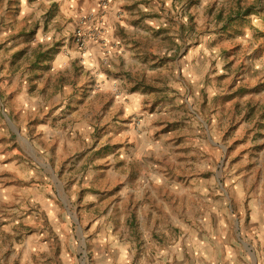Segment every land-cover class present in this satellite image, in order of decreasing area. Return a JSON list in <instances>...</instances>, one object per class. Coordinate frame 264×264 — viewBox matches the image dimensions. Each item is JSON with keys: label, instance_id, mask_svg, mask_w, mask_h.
I'll list each match as a JSON object with an SVG mask.
<instances>
[{"label": "rangeland", "instance_id": "374dc122", "mask_svg": "<svg viewBox=\"0 0 264 264\" xmlns=\"http://www.w3.org/2000/svg\"><path fill=\"white\" fill-rule=\"evenodd\" d=\"M47 1L0 0V92L42 97L27 119L0 96L20 153L12 170L0 160V264H154L165 251L227 264L233 250L264 264V0H175L174 35L139 43L131 75L100 67L103 82L81 62L53 75L63 19ZM84 31L67 50L103 33ZM106 81L118 95H90ZM66 87L81 95L53 98Z\"/></svg>", "mask_w": 264, "mask_h": 264}, {"label": "crops", "instance_id": "0c3cea01", "mask_svg": "<svg viewBox=\"0 0 264 264\" xmlns=\"http://www.w3.org/2000/svg\"><path fill=\"white\" fill-rule=\"evenodd\" d=\"M47 3L53 5L52 8H56L57 19H63V29L57 33L58 38H56L57 43L54 49V52H60L59 56L52 62L53 75L60 76L61 68L68 63L77 65V62H81L88 65L87 68L93 71L94 78H92V81L95 82H103L101 78L97 80L95 73L100 70V67L107 65L110 70L119 68L126 72L127 75H131L134 65H138V67L141 65L139 57L142 56L140 54L142 46H139V43L145 39H152L151 36L155 32H160L161 35L170 39L174 35L175 30V25L171 21L173 22L177 19L174 18L176 15L174 9H177L175 0H49ZM88 20L91 21L88 22ZM80 25L84 26V33L93 28H101L103 33L99 36V41L90 40L87 42L84 52L76 50L73 45H71L72 51L67 50L69 45H66L67 41H64L65 35H69L72 33L73 28L75 29ZM172 41L175 42V39H172ZM184 51H186V46ZM186 58L187 56L184 59ZM187 62L188 59L184 61L185 67ZM112 90V86L106 81L104 85L96 88L90 95H118L112 94ZM1 95L7 94L0 92ZM53 95V98L61 99L63 98L62 95H81V92L79 90L76 92L73 88L66 87L62 92L58 91ZM131 95H141V93L136 92ZM41 98V96L33 98L28 92L23 95H7L8 102H11L10 100L12 99L15 103H20L24 106L20 114L26 116L27 119L36 115V107L40 105ZM39 130L40 134L50 133L48 127L39 128ZM10 147L9 136L0 131V160L4 161L2 164L5 168L12 170L18 162L15 161L14 158L16 157L14 156L20 153L15 149L9 150ZM239 242L243 251L248 253L247 245L241 240ZM250 246L252 248L251 244ZM228 249L232 248L229 246L227 248L224 244L221 245V251L224 255L225 252H229L227 251ZM214 254L215 257L218 256V252L214 253L207 244L201 253L207 261L213 259ZM233 254V258L227 259V264H237L240 259L249 262V260L241 257L240 251L233 250ZM184 256L182 252L165 251L158 256L154 264H173L175 258L179 259V264H186ZM211 262H214V260Z\"/></svg>", "mask_w": 264, "mask_h": 264}, {"label": "built area", "instance_id": "2783aa9c", "mask_svg": "<svg viewBox=\"0 0 264 264\" xmlns=\"http://www.w3.org/2000/svg\"><path fill=\"white\" fill-rule=\"evenodd\" d=\"M80 38H81V35L78 36V39H77L78 42H80Z\"/></svg>", "mask_w": 264, "mask_h": 264}]
</instances>
